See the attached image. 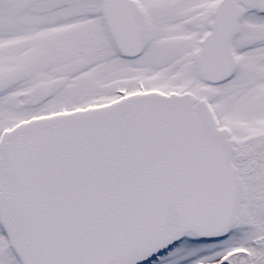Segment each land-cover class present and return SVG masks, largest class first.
<instances>
[{
  "label": "snow or ice",
  "instance_id": "snow-or-ice-1",
  "mask_svg": "<svg viewBox=\"0 0 264 264\" xmlns=\"http://www.w3.org/2000/svg\"><path fill=\"white\" fill-rule=\"evenodd\" d=\"M0 264H264V0H0Z\"/></svg>",
  "mask_w": 264,
  "mask_h": 264
}]
</instances>
